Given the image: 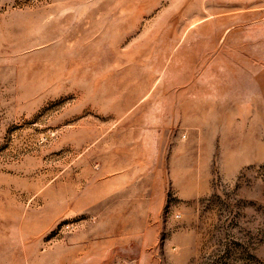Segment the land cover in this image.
Segmentation results:
<instances>
[{
  "label": "rangeland",
  "instance_id": "rangeland-1",
  "mask_svg": "<svg viewBox=\"0 0 264 264\" xmlns=\"http://www.w3.org/2000/svg\"><path fill=\"white\" fill-rule=\"evenodd\" d=\"M0 264H264V0H0Z\"/></svg>",
  "mask_w": 264,
  "mask_h": 264
}]
</instances>
